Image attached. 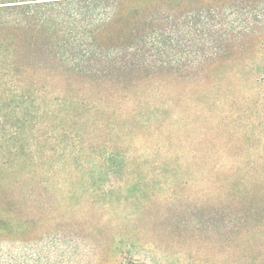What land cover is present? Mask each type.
Instances as JSON below:
<instances>
[{"label": "rangeland", "instance_id": "374dc122", "mask_svg": "<svg viewBox=\"0 0 264 264\" xmlns=\"http://www.w3.org/2000/svg\"><path fill=\"white\" fill-rule=\"evenodd\" d=\"M138 4L140 27L165 43L139 74L67 67L58 71L70 79L30 86L0 68V151L13 137L58 173L31 181L28 195L0 194L13 211L0 254L29 264H264V0ZM60 89L85 105L23 119L32 104L57 111Z\"/></svg>", "mask_w": 264, "mask_h": 264}, {"label": "trees", "instance_id": "16d2710c", "mask_svg": "<svg viewBox=\"0 0 264 264\" xmlns=\"http://www.w3.org/2000/svg\"><path fill=\"white\" fill-rule=\"evenodd\" d=\"M138 3L139 0H0V68L5 70L2 74L17 84L27 82L30 86L42 79L53 83H59L62 77L70 79L59 72L67 67L80 75L94 77L101 73L107 79L110 70H117L121 73L119 76L139 74L140 69L154 62L152 50L165 43L163 36L151 27H140L138 19L143 6ZM124 88L118 86L115 90ZM60 94L63 97L57 111L41 105L35 110L36 104H32L24 108L23 119L35 113L38 116L60 114L63 110L62 115H71L77 106L85 105L70 102L64 89H60ZM4 143L6 147L0 151V194L21 189L28 195L31 181H37L38 176L57 178V169L47 166L38 151H25L14 143L13 137ZM80 152L85 155L84 150ZM116 157L118 154L111 152L108 159ZM104 165L108 167L105 162ZM79 166L77 175L83 177L84 168ZM2 202L0 198V237H9L12 233L4 219L13 211L3 209ZM14 217L26 233V219ZM0 264L29 263L6 253L5 257L0 254Z\"/></svg>", "mask_w": 264, "mask_h": 264}]
</instances>
